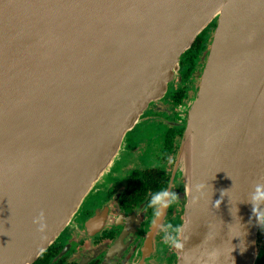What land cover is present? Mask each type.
I'll use <instances>...</instances> for the list:
<instances>
[{"label": "water", "instance_id": "obj_1", "mask_svg": "<svg viewBox=\"0 0 264 264\" xmlns=\"http://www.w3.org/2000/svg\"><path fill=\"white\" fill-rule=\"evenodd\" d=\"M215 18L175 163L177 264H257L264 0H0V264H31L57 238Z\"/></svg>", "mask_w": 264, "mask_h": 264}, {"label": "flooded vegetation", "instance_id": "obj_2", "mask_svg": "<svg viewBox=\"0 0 264 264\" xmlns=\"http://www.w3.org/2000/svg\"><path fill=\"white\" fill-rule=\"evenodd\" d=\"M217 21L183 53L165 95L151 102L132 129L136 135L129 136V144L141 147L103 173L75 216L31 264H177V248L163 244L162 238L167 224L183 225L187 194L175 163ZM147 128L154 131L148 142L142 136ZM164 189L175 191L179 199L163 207L150 224L154 208L149 200Z\"/></svg>", "mask_w": 264, "mask_h": 264}, {"label": "clouds", "instance_id": "obj_3", "mask_svg": "<svg viewBox=\"0 0 264 264\" xmlns=\"http://www.w3.org/2000/svg\"><path fill=\"white\" fill-rule=\"evenodd\" d=\"M171 161V157L168 158ZM182 171V169H181ZM196 188L202 187V185L196 184ZM179 199L178 193L175 191H169L167 189L155 191L149 200V204L154 208V215L150 220V224H155V217H158L161 214L163 207H167L170 204L177 202ZM255 201H264V189L257 191L254 196ZM221 203L219 199L215 201V205L218 206ZM252 212L255 213V216L258 220L259 225L264 229V211L260 210L255 204L252 207ZM33 222L37 224L39 230L43 231L46 227L44 213L41 210L39 215L33 218ZM184 225L176 223H169L166 226L162 242L163 244L169 246L170 248L181 249L184 248ZM205 264H208L206 261Z\"/></svg>", "mask_w": 264, "mask_h": 264}, {"label": "rangeland", "instance_id": "obj_4", "mask_svg": "<svg viewBox=\"0 0 264 264\" xmlns=\"http://www.w3.org/2000/svg\"><path fill=\"white\" fill-rule=\"evenodd\" d=\"M154 131L152 130V129H150V128H147V129H145V131H144V133L142 134V131H141V133L140 134H142V136H143V138H144V140L146 141V142H148L149 141V139H150V136L152 135V133H153ZM133 133L136 135V133L135 132H133L132 130H130V131H128L127 132V134L125 135V138H124V140H123V143H122V145H121V149H120V151H119V153H118V155H117V157L115 158V160H114V164L115 163H121V164H123V163H125L126 162V157H129L130 156V154H133V153H135V152H133V149L136 147V146H140L141 147V143H134V142H132V144L130 145L129 143H130V141L128 140L129 139V136L131 135V137H132V135H133ZM139 134V133H138ZM143 140V141H144ZM144 141V142H145ZM128 144H129V146H128ZM144 147H145V145L142 147V149H141V151H144ZM180 151V150H179ZM179 155V154H178ZM178 158V157H177ZM113 165V164H112ZM178 175L179 176H181L180 175V172L178 173ZM182 177V176H181ZM183 179H184V181H185V178L183 177ZM185 190H186V185H185ZM259 247H260V245H259Z\"/></svg>", "mask_w": 264, "mask_h": 264}, {"label": "trees", "instance_id": "obj_5", "mask_svg": "<svg viewBox=\"0 0 264 264\" xmlns=\"http://www.w3.org/2000/svg\"><path fill=\"white\" fill-rule=\"evenodd\" d=\"M259 252L257 257V264H264V229H260L258 234Z\"/></svg>", "mask_w": 264, "mask_h": 264}, {"label": "bare ground", "instance_id": "obj_6", "mask_svg": "<svg viewBox=\"0 0 264 264\" xmlns=\"http://www.w3.org/2000/svg\"><path fill=\"white\" fill-rule=\"evenodd\" d=\"M14 96V95H13ZM13 100V99H12ZM15 101V100H14Z\"/></svg>", "mask_w": 264, "mask_h": 264}]
</instances>
